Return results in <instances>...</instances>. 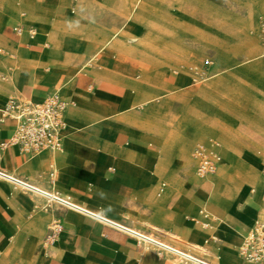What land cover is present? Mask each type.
Instances as JSON below:
<instances>
[{"label": "crops", "instance_id": "crops-1", "mask_svg": "<svg viewBox=\"0 0 264 264\" xmlns=\"http://www.w3.org/2000/svg\"><path fill=\"white\" fill-rule=\"evenodd\" d=\"M194 1L5 5L0 110L53 91L70 104L59 150L0 153V264H251L238 248L264 221V51L254 16ZM14 127L0 113V143ZM197 145L219 157L206 177Z\"/></svg>", "mask_w": 264, "mask_h": 264}, {"label": "built area", "instance_id": "built-area-1", "mask_svg": "<svg viewBox=\"0 0 264 264\" xmlns=\"http://www.w3.org/2000/svg\"><path fill=\"white\" fill-rule=\"evenodd\" d=\"M14 31L19 32L20 29L14 28ZM29 33L33 34L31 29ZM261 35L264 42V20ZM205 62L211 63L209 59ZM68 104L70 102L63 100L57 91L48 94L40 102L8 98L0 113L2 118L13 119L15 127L10 137L0 143V153L8 146H16L20 153L26 155L42 150H59L65 126L64 110ZM193 155L199 176L206 177L215 171L219 157L213 150L197 145ZM262 176L264 178V167ZM60 230V223H53L45 236V242L52 243ZM238 253L248 263L264 264V221L253 223L244 235Z\"/></svg>", "mask_w": 264, "mask_h": 264}, {"label": "rangeland", "instance_id": "rangeland-1", "mask_svg": "<svg viewBox=\"0 0 264 264\" xmlns=\"http://www.w3.org/2000/svg\"><path fill=\"white\" fill-rule=\"evenodd\" d=\"M9 1L10 0H0V16L5 15L6 13L5 5H7ZM194 4L197 6V10L200 14H205V15L209 14L215 19L218 18L221 21L224 20L227 22L235 21L238 25L240 24L241 26L244 25V23L251 15L254 16L256 27L253 35L255 36V41L259 44V51L261 52L264 51V42L261 35V25L264 20V0H195ZM32 33L34 32L32 31ZM246 34L251 35V32L246 31ZM199 50L200 49H198L197 45L195 44L194 51L197 52ZM216 52L217 51L214 47H209L204 57L210 55L211 58H209V60L215 62L216 64L217 63ZM11 98H15V97L12 96ZM261 141H262V137H261ZM208 147L209 149L214 151L212 147L210 146ZM27 187L31 188L29 186ZM33 190L45 194L44 192H41L37 189H33Z\"/></svg>", "mask_w": 264, "mask_h": 264}, {"label": "bare ground", "instance_id": "bare-ground-1", "mask_svg": "<svg viewBox=\"0 0 264 264\" xmlns=\"http://www.w3.org/2000/svg\"><path fill=\"white\" fill-rule=\"evenodd\" d=\"M181 7H183V9H186V10H189V11H192V10H196V8H194L193 6H191L190 4H182ZM261 53H254V54H248L246 56V58H251V57H254V56H260ZM247 69V68H246ZM254 118V117H253ZM262 122V121H261ZM263 123V122H262Z\"/></svg>", "mask_w": 264, "mask_h": 264}, {"label": "clouds", "instance_id": "clouds-1", "mask_svg": "<svg viewBox=\"0 0 264 264\" xmlns=\"http://www.w3.org/2000/svg\"><path fill=\"white\" fill-rule=\"evenodd\" d=\"M97 195L101 198V199H106L107 198V193H105L103 190H99L97 192ZM110 210V209H109Z\"/></svg>", "mask_w": 264, "mask_h": 264}, {"label": "water", "instance_id": "water-1", "mask_svg": "<svg viewBox=\"0 0 264 264\" xmlns=\"http://www.w3.org/2000/svg\"><path fill=\"white\" fill-rule=\"evenodd\" d=\"M1 174V173H0ZM1 175H3V176H6V175H4V174H1ZM7 177V176H6ZM10 178V177H9ZM12 179V178H11ZM12 180H14V179H12ZM28 186V185H27ZM46 195H48V196H50L49 194H47V193H45ZM53 198H55V199H57V200H59V201H61V202H63V203H65V204H68V205H70L68 202H66V201H63V200H61V199H59V198H57V197H53ZM191 258V257H190ZM194 260H196V259H194ZM197 261V260H196ZM199 262V261H198Z\"/></svg>", "mask_w": 264, "mask_h": 264}]
</instances>
